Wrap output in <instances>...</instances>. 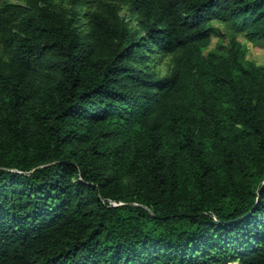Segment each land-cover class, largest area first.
Here are the masks:
<instances>
[{"label": "trees", "instance_id": "16d2710c", "mask_svg": "<svg viewBox=\"0 0 264 264\" xmlns=\"http://www.w3.org/2000/svg\"><path fill=\"white\" fill-rule=\"evenodd\" d=\"M64 3L0 0V264H264V0Z\"/></svg>", "mask_w": 264, "mask_h": 264}, {"label": "rangeland", "instance_id": "374dc122", "mask_svg": "<svg viewBox=\"0 0 264 264\" xmlns=\"http://www.w3.org/2000/svg\"><path fill=\"white\" fill-rule=\"evenodd\" d=\"M14 2H22L23 0H13ZM56 3H64L66 4V0H53ZM124 13V12H123ZM214 27L219 29V32L222 36H213L212 37V41L211 44L209 45V47L206 49L205 53L208 54L211 51H213L218 44H223L224 46H226L227 43V36L229 35L230 30L228 29V27H226L225 25L218 23V22H214L213 23ZM238 40L241 42V44L245 47L246 49V55H247V59L257 65H263L264 66V45L262 44H254L249 42L246 37L243 34H239L238 35ZM168 59H164L161 63H160V67L162 68L163 71H166V66L168 63ZM231 264H238V263H231Z\"/></svg>", "mask_w": 264, "mask_h": 264}]
</instances>
